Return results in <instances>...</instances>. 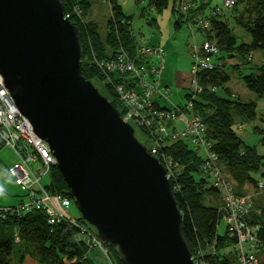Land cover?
<instances>
[{
    "label": "water",
    "instance_id": "obj_1",
    "mask_svg": "<svg viewBox=\"0 0 264 264\" xmlns=\"http://www.w3.org/2000/svg\"><path fill=\"white\" fill-rule=\"evenodd\" d=\"M60 0H0V75L79 210L123 264H194L167 169L82 75Z\"/></svg>",
    "mask_w": 264,
    "mask_h": 264
},
{
    "label": "trees",
    "instance_id": "obj_2",
    "mask_svg": "<svg viewBox=\"0 0 264 264\" xmlns=\"http://www.w3.org/2000/svg\"><path fill=\"white\" fill-rule=\"evenodd\" d=\"M60 1L64 15L69 14L68 19L81 32L84 53L82 75L85 79L105 80L107 76L95 67V60L109 58L120 45L131 55L140 46L130 29L129 17L124 14L117 0H110L112 12L108 17L106 42L97 31L98 25L91 20H84L91 0ZM146 1L148 7L160 13L167 7L169 0ZM187 1L191 7L186 13L173 8L180 17L175 20V25L180 26L184 21L196 25L197 17L208 21L206 28L196 27L203 33V41L212 42L218 51L217 55L210 56L213 68L196 74L201 90L192 99L193 111L205 123L204 137L209 145V152L217 157L215 166L227 177L233 194L251 197L246 218L248 224L256 229V238L259 240L258 257L264 253V182L253 174L264 168V156L257 153L255 145L246 143L235 131L236 117L250 122L257 118V102L240 100L226 85L237 71V78L242 80L245 88L258 99L264 100V63L250 68L245 66L250 63L253 51L264 48V0H234L233 6L226 8L227 13H222L217 4L213 5L214 0ZM229 21L243 28L250 35V41L237 43L228 25ZM238 57H242L244 61L227 65L226 58ZM241 66L249 72L241 71ZM108 79L110 82L105 83L104 93H99H106L108 100L113 102L122 115L123 107L119 104L114 86L125 83V76L111 73ZM190 97L191 92L188 91L186 101ZM157 105L168 107L164 103ZM157 144L177 163L169 179L177 208L182 215V232L192 256L201 250L204 262L208 264H240L236 240L228 235L227 230L224 229L223 233L218 230L223 198L220 197V204L214 206L204 203L206 193H219L220 189L214 182L207 187V179L203 177V173L206 174L207 171L203 166L202 153L182 139L158 141ZM49 173L46 189L51 194H63L73 202L68 194L67 183L57 166L53 165ZM260 173L264 176L263 172ZM259 184L263 187H259ZM22 202L23 199L20 198L16 205L0 206L6 208L0 209V264H27L31 259L38 264H96L90 256L92 252L80 236V228L83 225L89 226L86 222L79 218L74 222L63 219L50 224L44 211L20 209ZM109 249L116 264H123L120 257L116 256V247L111 246ZM258 260L260 264H264V259Z\"/></svg>",
    "mask_w": 264,
    "mask_h": 264
},
{
    "label": "built area",
    "instance_id": "obj_3",
    "mask_svg": "<svg viewBox=\"0 0 264 264\" xmlns=\"http://www.w3.org/2000/svg\"><path fill=\"white\" fill-rule=\"evenodd\" d=\"M108 1V0H106ZM224 8L233 6L234 0H222ZM187 0L178 1V11L183 13L190 7ZM64 17H69L65 14ZM196 24V23H195ZM208 21L199 19L196 26L206 28ZM199 53H193L194 62L191 67V97L184 105H171L166 108L158 106L157 103L168 102V88L153 85L149 79L155 78L161 73L164 65V50L158 44H142L138 46L132 55L120 45L109 58L95 60L94 63L107 77L111 73L125 76V83L114 86L119 102L123 105V120L133 126H140L147 134L155 140L154 148L150 152L152 156L159 159L164 168L167 169L169 179L171 170L177 165L173 157L161 150L158 141L179 140L190 142L198 148L204 159V168L212 177L217 187L226 190L224 195L220 222L228 235L236 240V251L240 264H260L257 257L259 240L256 238V229L247 222V213L251 206V197H243L233 194L222 172L215 166L216 156L209 152V145L204 137L205 123L200 116L193 111L192 99L201 90L196 80V74L202 70L213 68L210 56L217 55V48L210 41H203L198 47ZM198 51V50H197ZM198 51V52H199ZM150 82L148 84L146 82ZM133 127V128H134ZM10 147L18 157V161L7 167L8 174L14 179V183L21 186L27 199L20 204V209L31 211L42 210L48 216V222L53 224L63 219L74 222L69 217L68 208L71 200L61 194L50 193L41 178L48 175L50 168L56 163L52 151H49L45 141L37 137L32 131L31 124L14 105L8 89L3 84L0 75V148ZM157 149L159 151L156 156ZM204 151V152H203ZM37 167L34 168V164ZM259 187L263 185L259 184ZM6 210V208H0ZM80 228V236L89 250L97 252L95 257L101 259V264H116L114 257L110 254L109 246L96 235L94 229L89 225ZM196 254V256H195ZM192 256L194 264H198L197 252Z\"/></svg>",
    "mask_w": 264,
    "mask_h": 264
},
{
    "label": "rangeland",
    "instance_id": "obj_4",
    "mask_svg": "<svg viewBox=\"0 0 264 264\" xmlns=\"http://www.w3.org/2000/svg\"><path fill=\"white\" fill-rule=\"evenodd\" d=\"M117 1L121 4L124 14L129 17L128 19L130 21V29H132L134 38L138 44L152 45L154 43L160 45L163 50L166 49L164 52V65L162 71L155 78V81L149 79L150 82H153L154 86L160 85L163 88H168L170 92L167 99L168 103L174 104L176 106L186 104L187 102L185 95H187L189 88L192 86L190 80L192 77L191 67L194 62L193 53H199L200 55L201 51H199L198 47L204 40L203 33L198 30L196 25H194L192 22L188 23L187 21H184L182 24H180V26L175 25V20L180 18L178 17L177 12L173 11V8L177 9L179 7L177 1L169 0L167 7L164 8L160 13L156 12L152 7H148L146 0ZM212 4H217L222 9V13H227V9L223 8L222 6V0H214ZM189 6L191 7V5ZM188 9L184 13H186ZM87 10L88 12L86 16H84V20H91L96 23L98 25L97 31L99 32L102 40L106 42L105 37L107 34L106 28L108 17L112 12L110 9V0H91V5ZM79 12L82 15L81 10H79ZM199 18L200 17H197L196 20L198 21ZM228 25H230L232 34L237 39V43L241 41H250V35H248L247 32H245L244 29L239 25H235L232 21H229ZM250 57V63L245 65L246 67L250 68L251 66L264 63V48L253 51ZM225 61L227 65L231 66L240 64L244 60L242 57H238L226 58ZM95 67L98 68L96 64ZM240 68H242V66ZM240 70L245 73L249 72L244 68ZM237 75L238 72L235 71L232 74L230 83H228L226 87L231 90L234 96H238L239 99L244 102H249L252 100L256 101L257 118L250 122L236 117L235 131L246 143L253 146L255 145L257 153L264 156V100L258 99V97L253 92L251 93L248 89H246L242 80L237 78ZM90 81L97 87L98 91L103 92L104 88L106 87L105 83L110 82V79H108V77L105 80L93 78ZM146 82L151 84L147 80ZM105 94L103 95L106 96L107 94ZM119 104L123 107L120 102ZM130 122V125L133 126V122ZM134 129L135 136L145 147H147L150 153L154 148L153 146L155 140H153L151 136L147 134L143 127L136 125ZM158 153L159 151L157 149L156 156H158ZM16 161H18V157L10 147L6 146L0 148V206L9 207L18 204L20 198L24 200L27 199V196H25V192L22 190L21 186H18L14 183V179L8 174L7 171V167L13 165V163ZM33 166L34 168L37 167V163ZM172 171L173 170H171V172ZM260 172L264 173V168L261 169ZM260 172H257L253 175L255 178L261 179L264 182V176L260 175ZM222 176L224 180L230 184L224 173H222ZM203 177L207 179V187L213 184V177L209 176L207 173H203ZM48 181V175L41 178V183L44 185L47 184ZM219 189V193H206L203 198L204 203L213 206L220 204L221 199L226 193V190H223L222 187ZM251 193H254V191H251ZM69 205L70 206L68 208L67 214L71 219L74 220L79 216V210L74 202H71ZM218 230L220 233L225 231L224 224L222 222H220ZM109 252L111 254V250ZM96 253L97 252H93L90 254V256L93 257V261L96 264H101V259L94 256ZM197 254L203 261L201 262L199 259L198 264H208L206 261L204 262L201 250H198ZM258 258L264 259V253L260 254ZM27 264L38 263L36 260L31 259L27 261Z\"/></svg>",
    "mask_w": 264,
    "mask_h": 264
},
{
    "label": "crops",
    "instance_id": "obj_5",
    "mask_svg": "<svg viewBox=\"0 0 264 264\" xmlns=\"http://www.w3.org/2000/svg\"><path fill=\"white\" fill-rule=\"evenodd\" d=\"M119 4H120V3H119ZM120 5H121V4H120ZM153 44H154V43H153ZM153 44H152V45H153ZM162 49H163V48H162ZM165 50H166V49H164V52H165ZM164 104H165V106H171V105H174V104L168 103L167 101L164 102Z\"/></svg>",
    "mask_w": 264,
    "mask_h": 264
}]
</instances>
